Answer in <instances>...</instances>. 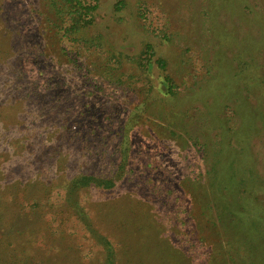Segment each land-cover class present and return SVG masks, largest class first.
I'll use <instances>...</instances> for the list:
<instances>
[{"label": "rangeland", "instance_id": "1", "mask_svg": "<svg viewBox=\"0 0 264 264\" xmlns=\"http://www.w3.org/2000/svg\"><path fill=\"white\" fill-rule=\"evenodd\" d=\"M45 7L0 0V264H264V0H99L77 69Z\"/></svg>", "mask_w": 264, "mask_h": 264}, {"label": "trees", "instance_id": "2", "mask_svg": "<svg viewBox=\"0 0 264 264\" xmlns=\"http://www.w3.org/2000/svg\"><path fill=\"white\" fill-rule=\"evenodd\" d=\"M119 4H122V1H119ZM98 7L99 0H46V11H44L45 31L58 42L60 50L68 56L69 60L72 61V66L76 69L80 62L78 61L79 55H84L89 51L95 53L98 46L102 47L98 42V37L92 35L90 32L91 28L95 25ZM145 49L148 55L147 62H151L152 57L155 55L153 46L148 43ZM113 56L115 58L112 56L106 57L109 63L112 60H114V64L122 61L116 55ZM137 62L138 67L144 66L145 63L142 61V55ZM153 62L157 63L158 68H165L166 62L163 59L155 58ZM162 80L169 89L175 87V83L170 75H165ZM88 229L90 230V228ZM102 238L103 242L99 241L102 243L103 250L107 255L106 260L111 261V256L114 254L112 242L107 235H103Z\"/></svg>", "mask_w": 264, "mask_h": 264}]
</instances>
